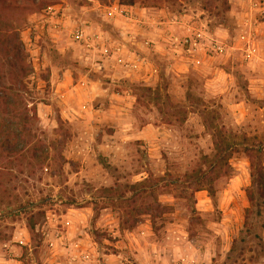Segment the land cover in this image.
Returning <instances> with one entry per match:
<instances>
[{
	"label": "rangeland",
	"instance_id": "374dc122",
	"mask_svg": "<svg viewBox=\"0 0 264 264\" xmlns=\"http://www.w3.org/2000/svg\"><path fill=\"white\" fill-rule=\"evenodd\" d=\"M41 2L0 8L46 148L0 165V264H264V0Z\"/></svg>",
	"mask_w": 264,
	"mask_h": 264
},
{
	"label": "trees",
	"instance_id": "16d2710c",
	"mask_svg": "<svg viewBox=\"0 0 264 264\" xmlns=\"http://www.w3.org/2000/svg\"><path fill=\"white\" fill-rule=\"evenodd\" d=\"M52 4L54 3H35V0H0L2 10L18 13L20 16L27 12L40 11ZM223 7L222 12L216 14L225 15L229 6L224 4ZM23 20V17L16 18L17 23ZM17 31L16 27L9 32L4 29L3 33H8L7 38L0 39V165L3 166L5 163H20L24 159L39 160L44 151L46 152L45 147L36 144L28 147L32 142L28 126L36 115L32 112V107L24 105L25 97L31 94L26 85L30 67L26 63V55L21 48ZM250 167L251 183L260 190L259 196L263 197L264 171L256 169L252 163ZM252 200V195L248 194V201L251 203ZM29 230L33 231V225Z\"/></svg>",
	"mask_w": 264,
	"mask_h": 264
},
{
	"label": "built area",
	"instance_id": "2783aa9c",
	"mask_svg": "<svg viewBox=\"0 0 264 264\" xmlns=\"http://www.w3.org/2000/svg\"><path fill=\"white\" fill-rule=\"evenodd\" d=\"M82 33H76L75 38L81 37Z\"/></svg>",
	"mask_w": 264,
	"mask_h": 264
}]
</instances>
